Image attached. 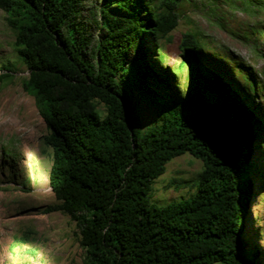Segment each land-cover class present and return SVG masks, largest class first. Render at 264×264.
Returning a JSON list of instances; mask_svg holds the SVG:
<instances>
[{"label": "trees", "instance_id": "obj_1", "mask_svg": "<svg viewBox=\"0 0 264 264\" xmlns=\"http://www.w3.org/2000/svg\"><path fill=\"white\" fill-rule=\"evenodd\" d=\"M243 1L239 9L264 15V0ZM194 3L0 0L30 73L24 89L49 131L58 204L46 212L76 224L85 264H261L243 240L260 171L246 159L263 132L244 91L202 63L192 32L180 46L195 67L190 97H177L170 69L157 65ZM149 110L156 121L145 126ZM185 155L203 165L196 194L152 205L153 185Z\"/></svg>", "mask_w": 264, "mask_h": 264}, {"label": "rangeland", "instance_id": "obj_2", "mask_svg": "<svg viewBox=\"0 0 264 264\" xmlns=\"http://www.w3.org/2000/svg\"><path fill=\"white\" fill-rule=\"evenodd\" d=\"M232 1L194 0L191 8L186 6L179 27L160 44L166 61L157 65L170 69L177 97H190L195 67L180 46L184 34L192 32L203 45L202 63L221 70L244 91L263 132L258 131L252 159H246L248 165L257 161L260 171L243 240L264 264V35L251 32L264 29V15L253 16L248 6L238 8L243 0ZM5 17L0 11V264H85L76 224L67 215L46 212L58 204L49 184L53 164V151L45 143L49 131L35 99L24 89L30 73L15 52V36ZM248 37L251 42L244 40ZM142 113L145 126L155 123L153 110ZM202 170V163L189 155L173 160L153 185L151 204L164 207L195 195Z\"/></svg>", "mask_w": 264, "mask_h": 264}]
</instances>
